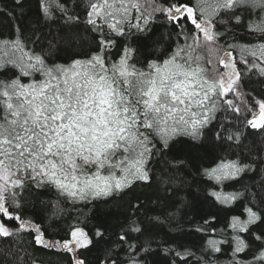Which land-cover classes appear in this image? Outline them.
I'll list each match as a JSON object with an SVG mask.
<instances>
[{
	"label": "snow or ice",
	"instance_id": "snow-or-ice-1",
	"mask_svg": "<svg viewBox=\"0 0 264 264\" xmlns=\"http://www.w3.org/2000/svg\"><path fill=\"white\" fill-rule=\"evenodd\" d=\"M25 192L123 219L53 235ZM37 248L264 264V0H0V264Z\"/></svg>",
	"mask_w": 264,
	"mask_h": 264
},
{
	"label": "trees",
	"instance_id": "trees-1",
	"mask_svg": "<svg viewBox=\"0 0 264 264\" xmlns=\"http://www.w3.org/2000/svg\"><path fill=\"white\" fill-rule=\"evenodd\" d=\"M196 2L197 0H192L193 6ZM159 30L167 31V28L161 25ZM3 31L8 30L5 28ZM41 200L45 203L41 204ZM57 203H59V209L55 207ZM116 207L114 203H100L95 207L91 205L85 207L83 204L73 206L62 198L58 199L55 192L43 193L40 196L28 192L24 194V213L37 222L42 221L53 235L56 233L62 235L65 229L76 223L77 219L88 223L89 227L107 225L115 230L119 220L123 219V216H120L118 220L117 215L114 214ZM172 234L177 233L173 230ZM25 239L28 238L25 237ZM98 255L100 252L95 249L88 254L90 264H97ZM33 257L37 264H71V257L67 254L53 255L38 248L33 252ZM152 264H164V262L160 257H154Z\"/></svg>",
	"mask_w": 264,
	"mask_h": 264
}]
</instances>
